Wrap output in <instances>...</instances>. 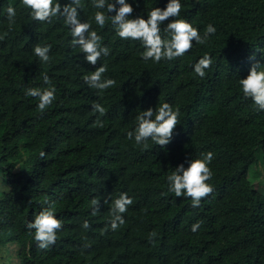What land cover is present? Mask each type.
<instances>
[{"label": "trees", "instance_id": "trees-1", "mask_svg": "<svg viewBox=\"0 0 264 264\" xmlns=\"http://www.w3.org/2000/svg\"><path fill=\"white\" fill-rule=\"evenodd\" d=\"M126 2L134 9L130 19H147L168 0ZM180 3L176 19L201 36L208 25L216 32L203 45L193 41L182 57L154 63L141 58V41L120 39L111 20L98 26L94 14L104 9L81 0L80 21L89 22L109 49L91 65L72 44L63 17L35 21L22 0H0V35L7 33L0 40V264H264V191L247 177L256 166L264 186V111L243 97L239 85L253 63L264 66V0ZM9 6L16 11L11 26ZM171 19L160 26L162 38H170L163 29ZM37 45L50 46L48 63L34 54ZM205 54L213 63L201 79L193 65ZM101 65L107 66L103 79L116 81L103 92L83 79ZM48 87L56 99L40 112L38 98L25 90ZM165 102L180 113L169 144L136 145L127 136L137 127L136 116ZM93 103L106 109L99 117L103 127L95 126ZM207 152L213 153L208 183L214 190L193 208L190 198L168 191L167 176ZM121 193L133 204L122 214L126 223L112 231L109 213ZM93 198L100 199L95 216ZM44 209L62 221L47 250L37 247L35 230L27 228Z\"/></svg>", "mask_w": 264, "mask_h": 264}, {"label": "clouds", "instance_id": "clouds-1", "mask_svg": "<svg viewBox=\"0 0 264 264\" xmlns=\"http://www.w3.org/2000/svg\"><path fill=\"white\" fill-rule=\"evenodd\" d=\"M80 3L81 0H71L70 5L61 8V5L58 2L54 3V0H22L23 6L31 10L32 19L35 21L50 22L54 17H63L64 23L71 29L72 44L79 46L87 63L96 65L101 55L107 56L109 54V49L101 46L102 37L95 30H90L91 24L89 22L80 21L78 13ZM116 5H119V7L117 8ZM93 6L96 9H104V11H96L94 14V21L98 26L103 28L106 22L111 20L116 35L120 39L142 42L144 51L141 53V58L144 61L151 60L154 63H159L162 60L171 61L182 57L191 51L193 41L196 44L203 45L209 36L216 32L214 26L208 25L205 28L204 35L201 36L198 29L193 27L191 23L184 19H176L180 16L182 8L180 0H168L164 9L152 8L147 14V19L139 16L130 19L129 17L132 16L134 9L126 0H115L114 3L109 2V0H93ZM112 12L115 15H106V13ZM15 15V9L9 6L7 19L10 26L15 22ZM170 18H172L171 22L167 23L163 29L165 33L169 34L170 38L165 39L160 34V26ZM5 36H7V33L0 35V40H3ZM49 51L50 46L37 45L33 49L34 54L44 63L50 61ZM212 63V58L205 54L193 65V71L203 79L206 76V70L211 67ZM106 71L107 66L101 65L90 75L85 76L83 78L84 82L90 88L101 92L115 86V80L103 79ZM43 80L45 84H51L47 75L43 76ZM239 85L243 97L250 98L257 111H264V66L259 62L253 63L248 75L243 79H239ZM25 95L38 98L37 108L40 112H44L56 99L54 87L43 90L28 88L25 90ZM92 111L99 114L95 126L103 127L99 117L106 114L105 107L93 103ZM179 115V109L173 110V107L167 102L155 108V111L151 107L140 111L139 115L136 116L137 127L135 131H129L127 136L129 139L134 137L135 144L142 145L144 149L149 147V140L163 148L169 144L175 127L180 124ZM29 126L35 133L33 126ZM35 135L40 136V143H42L41 133L36 132ZM39 155L43 159L46 153L41 151ZM212 160L213 153L207 152L202 159L188 161L187 167L184 164L175 167V170L167 176L168 191L174 193L177 198H190L191 206L193 208L199 207L201 201L211 195L214 190L212 185L208 183L213 175L209 167ZM132 204L133 200L127 193H121L119 198L112 202L109 213L111 216L109 227L112 231H116L126 223L122 214L126 213L128 207ZM91 205V214L95 216L100 208V199L93 198ZM82 227L88 229L90 227L88 221H85ZM199 227L200 222L197 221L191 226V231L195 233ZM27 228L35 230L34 239L37 247L41 250H47L56 243L57 232L62 228V221L56 218L51 209H44L34 217V220L27 223ZM105 231H107V228ZM156 235L155 232L150 233L149 240L154 242L153 238Z\"/></svg>", "mask_w": 264, "mask_h": 264}, {"label": "rangeland", "instance_id": "rangeland-1", "mask_svg": "<svg viewBox=\"0 0 264 264\" xmlns=\"http://www.w3.org/2000/svg\"><path fill=\"white\" fill-rule=\"evenodd\" d=\"M259 157H260V154H261V151H260V149H257V153H256ZM263 167V166H262ZM264 168V167H263ZM15 171L17 170V168L16 167H14L13 168ZM256 170H257V168H256V166H251L250 168H249V170H248V179L251 181V183H252V187L254 188V189H256L257 191H259V192H263L264 191V186H261V185H259L258 184V177L255 175V173H256ZM0 187L2 188V186H1V184H0Z\"/></svg>", "mask_w": 264, "mask_h": 264}]
</instances>
